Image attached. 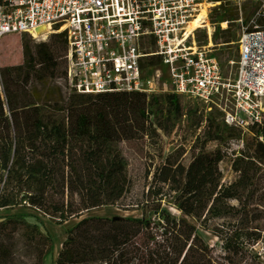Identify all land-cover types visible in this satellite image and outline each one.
I'll list each match as a JSON object with an SVG mask.
<instances>
[{
  "label": "trees",
  "instance_id": "obj_1",
  "mask_svg": "<svg viewBox=\"0 0 264 264\" xmlns=\"http://www.w3.org/2000/svg\"><path fill=\"white\" fill-rule=\"evenodd\" d=\"M221 9L222 24L238 20L237 12ZM230 28L222 32L226 45L234 42ZM22 38L32 41L29 36ZM150 47L155 49L153 43ZM27 53L31 54L29 47ZM161 65L162 58L155 57L142 68ZM125 97L132 100L143 95ZM41 105L37 88L25 89L15 82L9 66L0 68V211L22 207L54 189V173L43 152L57 156L65 139L51 129ZM130 111L127 126L136 125L143 134L148 122L145 105L132 106ZM109 118L108 113L71 111L68 122H74L77 135L87 139V157L107 153L109 165L98 172V180L106 201L114 205L123 202L131 188L128 163L119 146L136 132L112 130ZM211 127L220 134L219 125ZM226 133L233 137L231 130ZM205 146L189 164L184 162V151H179L157 171L145 197L155 220H83L69 231L56 264H264L262 257L253 253L255 246L264 243V146L254 142L250 152L234 161L238 178L229 185L223 184L220 171L225 155L221 151L206 154ZM167 200H173L179 212L198 227L165 211L162 205ZM21 231L28 233L26 251L33 256V264H45L54 253L53 241L24 216L0 222V264H19L14 241ZM206 233L220 242L218 255L207 243Z\"/></svg>",
  "mask_w": 264,
  "mask_h": 264
},
{
  "label": "built area",
  "instance_id": "obj_2",
  "mask_svg": "<svg viewBox=\"0 0 264 264\" xmlns=\"http://www.w3.org/2000/svg\"><path fill=\"white\" fill-rule=\"evenodd\" d=\"M222 7L241 16L238 61L228 63L230 75L213 56L210 16ZM200 31H206L207 46H199ZM49 35L67 41L58 62L70 93L151 94L142 65L160 57L173 94L188 111L240 135L229 153L234 161L254 142L264 146V0H0V42L10 36L44 41Z\"/></svg>",
  "mask_w": 264,
  "mask_h": 264
},
{
  "label": "rangeland",
  "instance_id": "obj_3",
  "mask_svg": "<svg viewBox=\"0 0 264 264\" xmlns=\"http://www.w3.org/2000/svg\"><path fill=\"white\" fill-rule=\"evenodd\" d=\"M212 25L216 27L213 38V56H215L225 69L231 74L228 60L238 61L237 42L241 33L238 20L221 27L223 11H213ZM248 14H243V18ZM211 18V16H210ZM225 24V23H224ZM230 28L233 43L226 45L222 32ZM206 31L197 33L199 46L208 45ZM31 38V37H30ZM31 42L22 36L7 37L0 42V68L9 66L16 83L25 89L37 88L40 93L42 115L51 123V129L59 132L65 139L63 149L57 156L43 152L44 160L53 171L55 186L41 199L34 198L22 207L0 211V222L12 217L26 218L30 225H36L40 232L49 236L54 244V253L45 260V264H56L67 240L68 233L80 222L86 219L114 218L126 219H156L150 208L146 207L145 197L154 185L157 171L165 165L166 159L179 151H184V162L189 164L192 156L199 153V148L206 144L205 153L213 154L221 151L225 158L220 164L222 182L225 185L234 183L238 174L234 172V158L229 156L233 150L232 144L240 139L235 131L233 137L226 133L227 129L220 124L210 122L204 124L203 120L187 110L183 100L172 92L169 73L164 65L147 70L145 79L151 83L152 93L143 97L132 99L125 96H79L69 92L63 81V64L58 62L67 54V41L64 35H49L46 40ZM43 45L47 48L45 50ZM31 54L27 53V48ZM50 54V55H49ZM49 101V103H48ZM51 101V103H50ZM145 105L148 122L142 134L136 125L128 127L131 117L130 107ZM71 111L94 115L97 112L108 113L109 126L114 131L132 130L129 142L120 144L127 163L131 188L123 202L112 205L106 201L104 188L98 180V172L109 165L107 153L93 158L87 157V139L77 135L73 122H68ZM6 116L10 119L8 108ZM219 125L220 134H215L211 127ZM140 126V125H139ZM199 140V143H198ZM197 145V149H195ZM247 145L251 143L248 141ZM251 147V146H250ZM62 146H60V149ZM62 151V152H61ZM163 209L177 219L186 220L197 226L195 221L183 216L174 205L173 200L163 202ZM198 227V226H197ZM28 233L21 231L14 244L19 264H33L26 251ZM207 243L214 250L215 255L220 253V242L205 234ZM255 255L262 257L264 262V243L253 249Z\"/></svg>",
  "mask_w": 264,
  "mask_h": 264
},
{
  "label": "bare ground",
  "instance_id": "obj_4",
  "mask_svg": "<svg viewBox=\"0 0 264 264\" xmlns=\"http://www.w3.org/2000/svg\"><path fill=\"white\" fill-rule=\"evenodd\" d=\"M196 28H198V24H197V23H194V24L191 26V29L193 30V29H196ZM37 32H38V33L42 32V29H38ZM210 47H212V45H211Z\"/></svg>",
  "mask_w": 264,
  "mask_h": 264
},
{
  "label": "water",
  "instance_id": "obj_5",
  "mask_svg": "<svg viewBox=\"0 0 264 264\" xmlns=\"http://www.w3.org/2000/svg\"><path fill=\"white\" fill-rule=\"evenodd\" d=\"M114 220H118V218H114Z\"/></svg>",
  "mask_w": 264,
  "mask_h": 264
}]
</instances>
